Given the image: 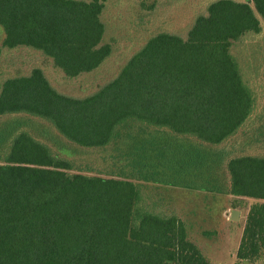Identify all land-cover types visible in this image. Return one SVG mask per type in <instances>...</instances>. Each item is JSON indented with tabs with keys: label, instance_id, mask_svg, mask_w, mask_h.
Wrapping results in <instances>:
<instances>
[{
	"label": "trees",
	"instance_id": "1",
	"mask_svg": "<svg viewBox=\"0 0 264 264\" xmlns=\"http://www.w3.org/2000/svg\"><path fill=\"white\" fill-rule=\"evenodd\" d=\"M108 1L0 0V59L26 48L70 79L95 72L114 48ZM263 32L264 0H217L93 94H62L40 68L4 80L0 264H213L181 190L251 201L235 264H264V149L247 153L264 143V49L241 45ZM95 151L101 164L79 155Z\"/></svg>",
	"mask_w": 264,
	"mask_h": 264
},
{
	"label": "rangeland",
	"instance_id": "2",
	"mask_svg": "<svg viewBox=\"0 0 264 264\" xmlns=\"http://www.w3.org/2000/svg\"><path fill=\"white\" fill-rule=\"evenodd\" d=\"M214 1L217 0H110L106 3L102 22L106 27L104 43L111 44L114 48L111 57L98 70L70 79L54 66L52 59L40 52L26 48L4 49L0 59V84L9 77L29 75L33 69L40 68L51 85L62 94L74 97L93 94L115 78L127 60L151 37L160 33H170L187 38L196 18L207 14V7ZM4 38L5 33L0 27V46ZM241 42V45L259 46L260 50H263L264 32L260 37L246 36ZM252 52L251 49L250 54ZM261 85L263 87L259 88ZM256 87L258 106L262 108L264 82L261 76L257 77ZM7 120L8 117L2 118L0 123ZM233 141H237L240 146L244 138L236 137ZM261 145L264 149V143L261 142L247 153H259L258 149ZM64 155L73 157L68 153ZM79 155L84 156L88 161L94 160L97 164H101V159L105 158L98 151L79 153ZM176 195L184 199L187 216L191 209L196 212L200 220H203L199 225L201 228L199 231L214 233L210 238L197 235L211 262L235 264L251 201L242 200V208H233L230 206L233 199L231 197L204 193H197L195 196L184 190L177 191ZM234 212L238 213V220L232 219Z\"/></svg>",
	"mask_w": 264,
	"mask_h": 264
},
{
	"label": "water",
	"instance_id": "3",
	"mask_svg": "<svg viewBox=\"0 0 264 264\" xmlns=\"http://www.w3.org/2000/svg\"><path fill=\"white\" fill-rule=\"evenodd\" d=\"M238 213L237 212H234L233 214H232V219L233 220H238V215H237Z\"/></svg>",
	"mask_w": 264,
	"mask_h": 264
}]
</instances>
